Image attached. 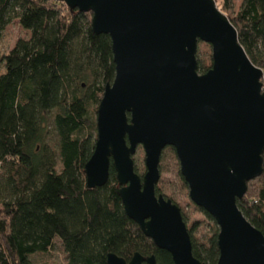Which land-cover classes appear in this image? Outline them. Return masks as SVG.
Segmentation results:
<instances>
[{"label": "water", "instance_id": "water-1", "mask_svg": "<svg viewBox=\"0 0 264 264\" xmlns=\"http://www.w3.org/2000/svg\"><path fill=\"white\" fill-rule=\"evenodd\" d=\"M92 13V29L112 40L116 76L97 113L98 137L85 166L88 189L114 168L128 217L174 264H203L193 254L181 208L157 195L164 150L174 148L191 201L220 233L218 264H264V235L238 200L264 164V70L253 64L215 0H55ZM212 66L198 71L199 44ZM145 152L146 173L134 155ZM108 264H158L137 253Z\"/></svg>", "mask_w": 264, "mask_h": 264}, {"label": "trees", "instance_id": "trees-1", "mask_svg": "<svg viewBox=\"0 0 264 264\" xmlns=\"http://www.w3.org/2000/svg\"><path fill=\"white\" fill-rule=\"evenodd\" d=\"M92 18L55 0H0V45L15 21L31 33L0 56V264H34L32 257L49 253L57 239L66 264H108L109 254L130 261L137 253L174 264L126 214L113 167L106 186L87 187L95 116L116 76L112 40L94 33ZM228 18L253 64L264 70V0H244ZM198 63L205 74L213 60L206 64L199 53ZM194 207L210 230L201 238V222L188 227L193 254L218 264L219 226ZM238 207L264 235V164Z\"/></svg>", "mask_w": 264, "mask_h": 264}, {"label": "rangeland", "instance_id": "rangeland-1", "mask_svg": "<svg viewBox=\"0 0 264 264\" xmlns=\"http://www.w3.org/2000/svg\"><path fill=\"white\" fill-rule=\"evenodd\" d=\"M218 9L227 17H234L240 11L244 0H230L229 7L225 9L224 0H215ZM31 33L20 25L19 21H15L2 32V42L0 45V56L8 54L16 46L19 40H28ZM202 60L208 64L210 57H212L211 46L201 42L199 44V51ZM264 84V80L262 81ZM86 88V86H85ZM97 119V114H96ZM55 140L51 141L54 143ZM54 145V144H52ZM135 162L136 172L142 177L146 173L145 152L142 146H139L136 154L133 157ZM180 162L176 155V151L172 147L164 150L160 163V182L157 189L160 195L166 199L172 200L178 205L181 210L189 218L188 227L194 222H201L199 237H204L210 230L209 223L204 216L197 212L194 203L190 199V191L188 185L186 186L181 174ZM34 264H66L67 255L64 251L60 240L55 241V248L46 254H37L32 257Z\"/></svg>", "mask_w": 264, "mask_h": 264}, {"label": "built area", "instance_id": "built-area-1", "mask_svg": "<svg viewBox=\"0 0 264 264\" xmlns=\"http://www.w3.org/2000/svg\"><path fill=\"white\" fill-rule=\"evenodd\" d=\"M263 88H264V85H263Z\"/></svg>", "mask_w": 264, "mask_h": 264}]
</instances>
